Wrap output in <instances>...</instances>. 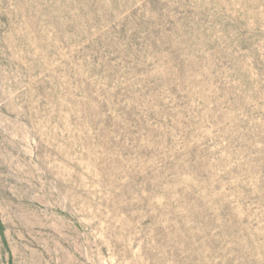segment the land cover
Listing matches in <instances>:
<instances>
[{"label":"rangeland","instance_id":"obj_1","mask_svg":"<svg viewBox=\"0 0 264 264\" xmlns=\"http://www.w3.org/2000/svg\"><path fill=\"white\" fill-rule=\"evenodd\" d=\"M0 264H264V0H0Z\"/></svg>","mask_w":264,"mask_h":264}]
</instances>
